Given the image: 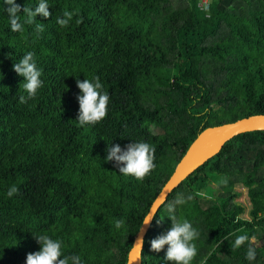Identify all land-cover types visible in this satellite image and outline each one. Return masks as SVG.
Returning <instances> with one entry per match:
<instances>
[{
  "label": "trees",
  "instance_id": "16d2710c",
  "mask_svg": "<svg viewBox=\"0 0 264 264\" xmlns=\"http://www.w3.org/2000/svg\"><path fill=\"white\" fill-rule=\"evenodd\" d=\"M48 0L44 31L20 22L13 32L0 0V264H26L34 235L63 241L84 264H128L149 208L203 130L264 115V0ZM34 8L39 0H16ZM65 11L73 20L61 28ZM81 23H76L81 19ZM33 52L43 87L27 96L13 65ZM99 77L108 113L95 126L76 121L77 79ZM147 142L156 168L143 182L106 160L109 145ZM227 180V183L222 181ZM215 183V186L213 185ZM16 185L19 193L9 198ZM247 190L250 219L237 203ZM176 206L200 232L191 264H250L248 235L264 264V131L240 135L197 168L167 198L145 238L143 264H171L151 240L171 228ZM115 219H123L117 230ZM229 236L225 240V236Z\"/></svg>",
  "mask_w": 264,
  "mask_h": 264
},
{
  "label": "clouds",
  "instance_id": "9594fccd",
  "mask_svg": "<svg viewBox=\"0 0 264 264\" xmlns=\"http://www.w3.org/2000/svg\"><path fill=\"white\" fill-rule=\"evenodd\" d=\"M5 12L8 14L11 30L13 32L23 31V24L35 25V32L37 34L44 31L43 23H36V17L41 16L45 19L51 17L52 13L49 11L50 5L48 0H39V3L34 8H29L16 3V0H3ZM23 12L24 21L20 22V13ZM74 13L65 11L62 17H57L56 23L61 28H66L73 20ZM81 19H77L76 23H81ZM14 71L24 77L22 87L27 96L21 95L19 97L20 103H26L28 99H34L38 90L43 87L41 80L42 70L38 68L35 54L27 52L19 62L13 65ZM77 87L80 94L76 97L79 103V112L76 121L79 126H95L106 118L108 113V105L110 101L109 94L103 90V84L99 77H94L92 80L84 79L83 81L77 79ZM155 148L147 142H136L127 144L121 148L119 144L109 145L106 149L108 162H114L119 168V173L124 176L134 177L137 181L143 182L144 179L151 174L156 168ZM227 183V180L222 181ZM19 193V188L16 185L9 187L7 196L9 198ZM193 196L191 194L185 196L179 194L174 203L168 205V217L171 220V228L164 234L151 240V250L160 252L165 249V260L171 264H191L194 257L198 254L196 240L199 239L200 232L193 227L192 223L187 219H178L176 216V206L184 205L191 201ZM153 216L146 217L143 221V226H150ZM125 224L123 219H115L114 226L117 230L121 229ZM142 226V228H143ZM142 228L140 229L142 231ZM225 236V240L229 236ZM37 243L41 246L39 251L28 253L26 256V264H84L81 257L77 254L65 255L63 251V241L53 239L47 234L34 235ZM254 238L248 235H238L232 243V250H238L247 244L245 258L247 261L253 262L256 260L257 252L253 244ZM143 237L138 238L134 247L142 254Z\"/></svg>",
  "mask_w": 264,
  "mask_h": 264
},
{
  "label": "water",
  "instance_id": "95a60500",
  "mask_svg": "<svg viewBox=\"0 0 264 264\" xmlns=\"http://www.w3.org/2000/svg\"><path fill=\"white\" fill-rule=\"evenodd\" d=\"M264 131V115L252 116L246 119L238 120L231 124H225L219 127L207 128L203 130L187 148L184 155L178 161L172 176L163 187L162 192L155 199L148 213L144 217L154 216L159 208L166 202L168 196L176 190L179 184L185 180L197 168L203 166L207 161L220 153L224 144L232 141L236 137L248 133H255ZM143 219V221H144ZM151 220L150 226H143L139 228V232L134 239L133 246L128 254V264H143V256L134 245L138 238L142 235L144 250L145 238L153 224ZM143 226V228H142ZM142 228V231L140 230Z\"/></svg>",
  "mask_w": 264,
  "mask_h": 264
},
{
  "label": "rangeland",
  "instance_id": "374dc122",
  "mask_svg": "<svg viewBox=\"0 0 264 264\" xmlns=\"http://www.w3.org/2000/svg\"><path fill=\"white\" fill-rule=\"evenodd\" d=\"M213 185L215 186V183ZM236 192L238 193L237 203L239 205H241L245 210V214H244L243 218L249 220L250 219L249 214H250L251 208H250L249 200L247 198L248 192H247V190H245L244 186H242V185H239L237 187Z\"/></svg>",
  "mask_w": 264,
  "mask_h": 264
},
{
  "label": "built area",
  "instance_id": "2783aa9c",
  "mask_svg": "<svg viewBox=\"0 0 264 264\" xmlns=\"http://www.w3.org/2000/svg\"><path fill=\"white\" fill-rule=\"evenodd\" d=\"M199 8L206 12L208 10V0H201Z\"/></svg>",
  "mask_w": 264,
  "mask_h": 264
}]
</instances>
